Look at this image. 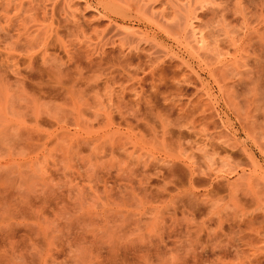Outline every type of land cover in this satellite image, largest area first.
Wrapping results in <instances>:
<instances>
[{
    "label": "rangeland",
    "instance_id": "1",
    "mask_svg": "<svg viewBox=\"0 0 264 264\" xmlns=\"http://www.w3.org/2000/svg\"><path fill=\"white\" fill-rule=\"evenodd\" d=\"M51 25L47 67L138 57L64 94ZM263 39L264 0H0V264H264Z\"/></svg>",
    "mask_w": 264,
    "mask_h": 264
},
{
    "label": "bare ground",
    "instance_id": "2",
    "mask_svg": "<svg viewBox=\"0 0 264 264\" xmlns=\"http://www.w3.org/2000/svg\"><path fill=\"white\" fill-rule=\"evenodd\" d=\"M6 4V3H5ZM7 6V5H6ZM103 8V11H104V13H105V15H109V16H111V14L113 13V10L110 8V7H107V6H103L102 7ZM5 9H7V8H5ZM46 11V10H45ZM52 11V10H51ZM49 13V12H48ZM117 13V12H116ZM114 14H115V12H114ZM44 15V14H43ZM51 15H53V12L51 13ZM104 15V16H105ZM117 14H115V16H116ZM45 16V15H44ZM119 16V15H118ZM47 17V16H46ZM52 17V16H51ZM44 19V18H43ZM111 19V18H110ZM244 19V18H243ZM53 21V20H52ZM245 21V20H244ZM50 22V21H49ZM52 24V23H51ZM48 25V24H47ZM52 27H50V26H47V27H50V29H48L49 31H44V32H46V34H44V36L42 35V37H40L38 40H35V39H32V40H24L23 41V43H21V44H18V45H20L21 47H23L25 50H27V49H33V47H35V46H37L36 47V49L38 50V46H40V48H39V50L38 51H33L32 53H26V55H23V57H22V63H26V67H31V65H32V63L36 60V58H37V56H39V54H40V56H41V54L43 55L42 57H41V59H42V62H41V67H39L40 69H39V72L41 71L42 72V74L44 73V75H45V77H46V79H45V82H47L48 84H51L52 83V85L54 84L56 87H60L61 89H62V91H64L63 93L64 94H66V93H69L75 86H77L78 84L79 85H85V87H87L88 85H90L91 87H92V85L90 84V81L88 80L89 78H88V76H85L87 73H92L93 74V72L95 73V74H97L95 71H97V70H104V71H107V74H108V78H105L106 80H109V79H112V78H118L117 76H121L123 73L124 74H126V72H127V68L125 69V66H128L127 64H129V61L130 60H133L134 59V57L136 56V57H138V55H133L132 54V52L131 51H129L128 50V52H126V54L124 53L123 55H117V56H115V57H113L112 55H111V53L109 52L108 54H105V55H97L98 57L97 58H94V59H92V57L90 58V57H88V56H90V55H88V53L89 52H85V51H82V50H80V49H78V51H76V52H70V51H68V50H66V49H64L63 50V53H64V55H65V60H62L63 58H59L58 57V53H57V55H56V57L59 59V61H58V63L56 64V65H51V66H49V67H47V66H45V64H44V61H45V58H44V55L50 50V49H57V47H56V43H58L57 41H60L61 42V40H62V36L60 35V32H61V30H60V28L61 27H59V26H55L54 28H53V25H51ZM71 26V25H70ZM75 26V25H74ZM73 26V27H74ZM46 27V28H47ZM76 27V26H75ZM71 28V27H70ZM52 29H54V30H52ZM68 29V28H67ZM73 30V29H72ZM71 30V31H72ZM66 31V30H65ZM70 31V32H71ZM78 31V30H77ZM255 31V30H254ZM47 32H48V34H47ZM66 32H68V31H66ZM70 32H68V33H70ZM256 32H258L257 30H256ZM68 33H66V34H68ZM78 33V32H77ZM62 34V33H61ZM64 36H67V35H64ZM63 36V37H64ZM76 36V35H75ZM256 36H258L257 34H256ZM260 36H258V38H259ZM244 38H245V36H244ZM243 38V39H244ZM257 38V37H256ZM262 38V37H261ZM99 39V38H98ZM63 40H65V39H63ZM62 40V41H63ZM152 40V39H151ZM199 40V39H198ZM259 40V39H258ZM261 40V39H260ZM264 40V39H263ZM257 41V40H256ZM202 42V36H201V41H199V43H201ZM259 42H262V41H259ZM258 42V43H259ZM16 43V42H15ZM63 43H65V41L63 42ZM63 43H61V45L63 44ZM81 43V42H80ZM242 43V42H241ZM17 44V43H16ZM79 44V43H78ZM112 44V43H111ZM254 44H256V42L254 43ZM262 44V43H261ZM264 44V43H263ZM59 45V44H58ZM66 45V44H65ZM71 45V44H70ZM247 46V44H242V45H240L241 47H244V46ZM60 46V45H59ZM112 46V45H111ZM133 46V45H132ZM245 46V47H246ZM252 46V45H251ZM250 46V47H251ZM258 46H259V44H258ZM257 46V47H258ZM264 46V45H263ZM56 47V48H55ZM62 47V46H61ZM122 47V46H121ZM131 47V46H130ZM205 47V46H204ZM241 47L240 48H238V50L240 49L241 50ZM247 47H249V46H247ZM259 47H261V45L259 46ZM101 48V47H100ZM114 49H115V47H114ZM120 49V48H119ZM131 49V48H130ZM134 49V48H133ZM132 49V50H133ZM202 49V48H201ZM243 49V48H242ZM245 49H247V48H245ZM245 49H244V51H245ZM250 49V48H249ZM254 50H256L255 48H253ZM258 49V48H257ZM260 49V48H259ZM103 50H105V49H103ZM111 50V49H110ZM121 51H122V48L120 49ZM239 50V51H240ZM113 51V50H112ZM117 51V53L118 52H121V51H118V49L116 50ZM260 51H261V49H260ZM103 52V51H102ZM137 52V51H136ZM240 52H242V51H240ZM262 52V51H261ZM6 53V52H5ZM49 53V52H48ZM87 53V54H86ZM92 53V52H91ZM113 53V52H112ZM237 53V52H236ZM253 53H254V51H253ZM262 53H264V52H262ZM261 53V54H262ZM244 54V53H243ZM247 54V53H246ZM88 55V56H87ZM107 55V56H106ZM239 55H240V53H239ZM248 55H249V53H248ZM132 56H133V58H132ZM243 56V55H242ZM245 56V55H244ZM19 57H21V56H19ZM96 57V56H95ZM235 57V56H234ZM241 57V56H240ZM252 57V56H251ZM260 57H261V55H260ZM235 58H237V57H235ZM234 58V59H235ZM254 58V57H253ZM258 58V57H257ZM261 58H263V57H261ZM242 59V58H241ZM248 59H249V57H248ZM248 59H246L245 61H247ZM256 59V58H255ZM254 59V60H255ZM259 59V58H258ZM16 60V61H15ZM18 60H20V58L18 59V58H14L13 59V56H11L9 53H6L5 54V56H4V58H3V64L4 65H8V63H10V62H12V64L10 63V65H13V66H15V65H17V63H19L20 61H18ZM60 60H62V61H60ZM237 60V59H236ZM235 60V61H236ZM137 61V60H136ZM139 61V60H138ZM151 61V60H150ZM233 62L232 61V63H235L236 64V62ZM244 61V62H245ZM259 62H260V60H258ZM257 61V62H258ZM262 61V60H261ZM153 62V61H152ZM240 62V61H239ZM248 62H249V60H248ZM250 62H253L252 60L250 61ZM135 63V62H134ZM238 63V62H237ZM254 63V62H253ZM255 63H256V61H255ZM251 64V65H254L255 66V68H256V65H257V63L256 64ZM239 64V63H238ZM237 64V65H238ZM241 64H242V62H241ZM248 64V63H247ZM138 65H139V63H138ZM163 65V64H162ZM243 65H246V64H243ZM261 65H264V64H261ZM260 64H259V66H261ZM5 66V67H6ZM9 66V65H8ZM142 66V65H141ZM157 66V65H156ZM236 66V65H235ZM253 66V67H254ZM10 67V66H9ZM135 67V66H134ZM257 67H258V65H257ZM261 68V67H260ZM141 69H142V67H141ZM154 69V68H153ZM160 69V68H159ZM249 69H251V68H249ZM236 70H237V67H236ZM257 70V69H256ZM260 70V69H259ZM85 71H87V73H85ZM104 71H102L103 73H104ZM164 71V70H163ZM251 71V70H250ZM258 71V70H257ZM40 72V73H41ZM100 72V71H99ZM155 72V71H154ZM85 73V74H84ZM143 73V72H142ZM258 73H260V71L258 72ZM95 74H93V77H94V75ZM106 74V75H107ZM115 74H116V76H115ZM135 74V73H134ZM151 74V73H150ZM257 74V73H256ZM104 75V74H103ZM143 75V74H142ZM152 75V74H151ZM163 75V74H162ZM261 75V74H260ZM90 78H92V77H90ZM95 78V77H94ZM96 78H97V76H96ZM161 78V77H160ZM41 80V79H40ZM91 80V79H90ZM96 80V79H95ZM97 80H100V78L98 77V79ZM116 80V79H115ZM43 81V80H42ZM111 81V80H110ZM109 81V82H110ZM143 82V81H142ZM43 82H41V84H42ZM47 83H45V84H47ZM93 83V82H92ZM96 84H98V82H95ZM107 83H108V81H107ZM154 83V82H153ZM152 83V84H153ZM96 84H94V87H95V85ZM165 84V83H164ZM78 85V86H79ZM154 86H155V84H153ZM160 85V84H159ZM89 86V87H90ZM84 87V88H85ZM90 87V88H91ZM156 87H158V86H156ZM58 89V88H57ZM56 91H58V90H56ZM150 110V109H149ZM148 111V110H147ZM124 118V117H123ZM138 120V119H137ZM106 122L107 123H111V118L110 117H107L106 118ZM147 126V125H146ZM162 127H163V125H161ZM59 128L61 129V133L63 134V133H66L67 134V132H66V130H63L64 128H63V126L62 125H60L59 126ZM165 128H163L162 129V131H163V133H162V136L164 137V134H165V130H164ZM154 131V130H153ZM142 133V132H141ZM72 134V133H71ZM152 135V134H151ZM140 137H141V134H140ZM153 137V136H152ZM164 139H165V137H164ZM164 139H162V140H164ZM143 140V139H142ZM142 140L139 138V137H135V136H133V142L135 143H133L134 145H138L139 144V146H141L142 144H144L143 142H142ZM164 155V154H163ZM179 156V155H178ZM177 156V157H178ZM176 157V158H177ZM174 159H172L173 160V162H172V166H173V168L174 167H180V166H184V167H186V169L187 170H189L190 171V168H189V165H187V164H185V162L183 163V162H180L178 159L179 158H177V160H176V158L175 157H173ZM164 162V161H163Z\"/></svg>",
    "mask_w": 264,
    "mask_h": 264
}]
</instances>
